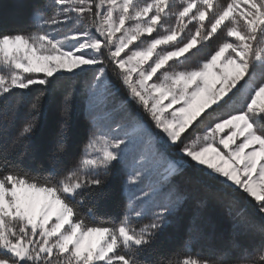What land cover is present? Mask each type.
<instances>
[{
	"label": "snow or ice",
	"instance_id": "snow-or-ice-1",
	"mask_svg": "<svg viewBox=\"0 0 264 264\" xmlns=\"http://www.w3.org/2000/svg\"><path fill=\"white\" fill-rule=\"evenodd\" d=\"M34 29L0 32V101L14 90L46 88L57 73L84 74L91 109L106 110L115 77L126 93L122 103L137 104L146 120L125 106L127 124L114 120L110 131L93 133L78 166L64 172L53 167L37 176L11 160L34 123L0 147V264H145L140 257L175 202L155 205L139 226L133 221L152 210L143 206L154 190L134 193L116 220L97 221L93 203L109 170L127 159L135 139L129 125L168 160L172 175L207 166L264 216V0H45ZM209 42L212 52L173 70ZM144 176L140 163L124 185L135 188ZM159 264L222 262L183 254ZM246 264H264V243Z\"/></svg>",
	"mask_w": 264,
	"mask_h": 264
},
{
	"label": "trees",
	"instance_id": "trees-1",
	"mask_svg": "<svg viewBox=\"0 0 264 264\" xmlns=\"http://www.w3.org/2000/svg\"><path fill=\"white\" fill-rule=\"evenodd\" d=\"M44 2L0 0V32L35 30L34 12ZM215 46L209 42L184 65L192 67ZM87 80L84 74L53 76L46 88L35 85L31 90H14L7 100L0 101V147L16 140L26 124H35L29 137L20 138L21 147L10 156L13 163L37 176L47 175L53 167L64 172L78 166L89 137L97 129L88 114ZM112 83L124 91L115 77ZM117 96L125 101L123 94ZM124 178L123 166L109 170L105 176L104 195L93 202L97 221L116 220L127 211ZM166 190L177 200V208L166 217L152 247L141 255L145 264H159L183 254L220 260L222 264H246L258 255L264 243V216L246 194L192 165L172 176ZM139 221L136 224L147 223Z\"/></svg>",
	"mask_w": 264,
	"mask_h": 264
},
{
	"label": "rangeland",
	"instance_id": "rangeland-1",
	"mask_svg": "<svg viewBox=\"0 0 264 264\" xmlns=\"http://www.w3.org/2000/svg\"><path fill=\"white\" fill-rule=\"evenodd\" d=\"M189 27H191V25H189ZM257 40L259 41V37H257ZM135 43L136 42H134V44ZM160 47L163 46H158L157 50H159ZM184 64L176 63L172 65V68L173 70H179L181 68H189ZM38 75L42 77L44 74L41 73ZM65 75H71V74H65ZM54 76H61V75L57 73ZM87 79H89L88 76ZM149 83H151V81ZM112 91L115 94L108 99L106 110L104 109L103 105H101L100 109L94 112L91 109L88 100V105H89L88 114L90 115V117L93 118L94 123L97 125V129H95L94 131V133L96 134L105 131H110V129L113 127L114 120L127 124V121L122 119V110L124 109L125 106L127 107L128 111H130L133 115H138L142 119L146 120V117L144 116L143 112L140 110L137 104L134 103L133 104L134 109L130 110L129 107L130 103L127 102L126 104L122 103V99H123L122 95H121L122 99L118 98L117 96L118 94H123L125 99L126 96L125 91H117L116 88H114ZM165 103H167V101H165ZM193 127H195V124L193 125ZM127 130L134 135L135 139L133 145L130 147L127 159L123 163L125 176L128 174V172L132 170L133 167L137 166L140 163H142L145 167V176L142 184H140L135 188H129L128 186L124 185V193L126 195L128 205L134 199V193L136 195L140 194V189L148 190L150 192L154 190L152 201H149L143 206L145 209L151 208L152 210L146 211L145 216L142 218V220H146L148 222L152 218L153 211H155V205L161 203H167L169 200L175 202V208L173 211H171V213L174 212L177 208V202H176L177 200L175 199V197L170 196V194L166 190V183L170 180L172 176H174L170 172H168V160L166 158L156 156L152 145L149 143L148 138L144 135L143 132H141L138 129H134L131 125L127 127ZM152 131L155 132L156 130L152 129ZM189 131H191V129H189ZM198 131L202 132L203 126L200 129H198ZM221 150L223 151V149ZM169 151L174 158H178L176 157L175 149H170ZM194 168L203 169L206 174H208L209 176H213L215 178V176L211 174L212 172L211 169L205 170L207 166H200ZM219 180L223 182V178H219ZM228 186L230 188H233L230 185ZM249 199L254 202V200L251 197H249ZM254 204L256 205L255 202ZM142 220L140 219V221ZM138 221L139 220H134L133 222L136 224L138 223ZM165 221H167L166 217H165ZM136 225L139 226L138 224Z\"/></svg>",
	"mask_w": 264,
	"mask_h": 264
}]
</instances>
